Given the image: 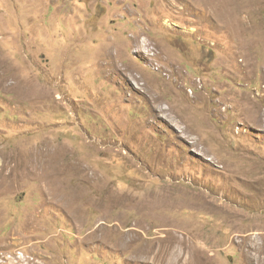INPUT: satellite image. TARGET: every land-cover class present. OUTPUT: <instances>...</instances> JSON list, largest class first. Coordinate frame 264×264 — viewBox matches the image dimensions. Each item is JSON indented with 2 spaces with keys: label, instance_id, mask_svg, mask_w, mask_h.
I'll list each match as a JSON object with an SVG mask.
<instances>
[{
  "label": "rangeland",
  "instance_id": "obj_1",
  "mask_svg": "<svg viewBox=\"0 0 264 264\" xmlns=\"http://www.w3.org/2000/svg\"><path fill=\"white\" fill-rule=\"evenodd\" d=\"M201 1L0 0V264H264V0Z\"/></svg>",
  "mask_w": 264,
  "mask_h": 264
},
{
  "label": "bare ground",
  "instance_id": "obj_2",
  "mask_svg": "<svg viewBox=\"0 0 264 264\" xmlns=\"http://www.w3.org/2000/svg\"><path fill=\"white\" fill-rule=\"evenodd\" d=\"M196 1H198V0H196ZM200 1V0H199ZM197 5V8L198 9H205L206 8V1H201L200 3H198V4H196ZM219 21H220V18H219V16L216 14V17H215V20L213 21V23L212 24H214L215 25V27H217V28H220L219 27ZM224 25V24H223ZM216 28V29H217ZM238 53V52H237ZM183 98H184V96H183ZM250 109V108H249ZM254 109V108H253ZM243 112V111H242Z\"/></svg>",
  "mask_w": 264,
  "mask_h": 264
}]
</instances>
